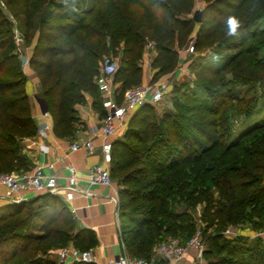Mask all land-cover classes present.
Masks as SVG:
<instances>
[{
    "label": "trees",
    "instance_id": "trees-1",
    "mask_svg": "<svg viewBox=\"0 0 264 264\" xmlns=\"http://www.w3.org/2000/svg\"><path fill=\"white\" fill-rule=\"evenodd\" d=\"M1 1L22 21L25 45L32 48L28 63L58 137L73 138L83 125L76 105L85 93L105 115L97 84L104 57L120 59L113 82L121 91L141 83L150 32L154 83L175 69L177 49L196 31L194 49L210 46L213 55L189 67L211 72L213 86L183 83L182 92L174 86L177 111L159 114L147 103L112 142L110 173L120 184L119 214L131 221L120 229L124 253L150 259L167 238L186 241L197 227L193 211L201 206L205 264H264L260 236L223 233L229 227L259 232L264 226V120L233 134L223 109L236 102V110L246 115L255 110L256 97L239 99V85L260 80L264 96V0H204L200 23L178 16L182 6L191 11V0H124L128 9L136 8L135 15L122 0H90L95 6L84 9L74 0ZM229 17L239 21L234 36L228 35ZM17 48L11 22L0 9V173L34 167L22 141L36 135L37 124ZM70 242L81 251L98 244L93 230L77 228L60 196L45 192L0 205V264H56L52 254Z\"/></svg>",
    "mask_w": 264,
    "mask_h": 264
},
{
    "label": "built area",
    "instance_id": "built-area-1",
    "mask_svg": "<svg viewBox=\"0 0 264 264\" xmlns=\"http://www.w3.org/2000/svg\"><path fill=\"white\" fill-rule=\"evenodd\" d=\"M14 39L16 44L22 42L19 41L17 34ZM152 48H155L154 43H145L144 50L146 52ZM184 49L187 53L194 54V41L190 40ZM179 50L177 49V51ZM23 62L27 63L28 59H24ZM112 85L113 77L111 74L108 82L102 87L104 93L112 94V96L107 101L105 115L101 119L99 129L101 161L90 165L86 172L88 184L105 187H113L114 184L110 173L114 138L123 133L128 118L134 111L147 103L156 106L162 102L164 96V89L154 83H139L118 92L117 95L113 92ZM42 117L44 121L37 126L36 135L32 139L40 153L48 154L50 151L48 138L52 133V124L48 120L50 118L48 111L42 112ZM92 133L95 134V131L92 130ZM68 150L69 152L83 151L85 154H92L95 150L93 137L82 141H72ZM47 167L52 169L54 164L49 163ZM66 170L65 183H59V175L55 172H46L45 167L41 165H36L28 171L0 173V187L4 189V197L8 203H18L27 199L28 197H25L27 193L37 195L45 192L60 197L62 194L63 201L69 203L73 199L75 191L79 189V178L74 164H66ZM69 209L72 213L75 211L74 208ZM223 233L228 237L238 235L229 228ZM263 235L264 227L255 233V236L262 237ZM205 249L206 238L203 234V225L200 222L195 232L186 241L182 242L178 238L169 237L159 243L154 249V256L150 259L133 257L123 252V256L99 264H154L156 258L160 260L158 264H205ZM69 261L97 264L90 250L81 251L73 245H67L57 251L56 264H67Z\"/></svg>",
    "mask_w": 264,
    "mask_h": 264
},
{
    "label": "crops",
    "instance_id": "crops-1",
    "mask_svg": "<svg viewBox=\"0 0 264 264\" xmlns=\"http://www.w3.org/2000/svg\"><path fill=\"white\" fill-rule=\"evenodd\" d=\"M23 42H20L18 47L22 49L20 53L24 56V59H28L31 54L30 47L23 46ZM178 61L175 69L168 74L162 75L159 79L154 82L157 86L170 88L173 85V81L179 80L183 77L185 72L189 69V63L192 55L187 53L184 47L179 48ZM21 56V55H20ZM156 56L155 48L146 52L143 49V62L142 68V79L141 83H150L151 77L154 70L151 68L152 61ZM120 59L110 57L100 62V76L97 79L99 87V94L103 109L106 110L107 101L112 96L103 92V85L108 82L109 76L112 77L119 67ZM23 73L26 77L25 91L29 97L31 105L32 116L37 124H41L44 121L42 117V111L38 103V99L42 98L41 86L39 78L36 72L29 66V63L22 61ZM114 93L121 91V84L113 82L111 86ZM93 96L89 93H85V100L82 104L76 105L78 116L81 119L83 125L77 126L75 136L73 138L58 137L51 133L48 138V144L50 151L48 154L40 153L33 142L32 138H26L22 141L23 146L28 150L29 155L32 158L34 166L41 165L45 167V171L55 172L59 175V183H65V176L67 174L66 164L72 163L77 168L78 176V187L75 191L73 199L66 203L69 208H74L75 223L77 228H89L93 230L97 238L98 244L95 248L91 249L92 256L96 259V263H103L107 260L115 259L124 252L123 244L120 238V217L118 211V194L117 186L115 183L113 187H105L100 185H92L86 182L87 168L97 162L101 161V150L100 142L101 137L99 129L101 125L102 117L93 108ZM51 122V118L48 119ZM95 131V134L92 133ZM89 137H93L95 150L92 154H85L83 151L69 152L68 148L72 141H82ZM120 136L115 137L118 139ZM72 140V141H71ZM53 163L52 169L48 168L47 165ZM31 193L25 194V197H33ZM63 195L61 194V197ZM7 200L4 197V189L0 187V205L6 204ZM250 238L255 237L254 232L245 233ZM264 243V235L261 237ZM57 254L52 255L53 259H56ZM159 259L154 260V264L159 263ZM71 263L70 261L67 264Z\"/></svg>",
    "mask_w": 264,
    "mask_h": 264
},
{
    "label": "rangeland",
    "instance_id": "rangeland-1",
    "mask_svg": "<svg viewBox=\"0 0 264 264\" xmlns=\"http://www.w3.org/2000/svg\"><path fill=\"white\" fill-rule=\"evenodd\" d=\"M76 1L79 6L81 8H89L92 6H95V4L90 1V0H74ZM190 1V0H189ZM192 1V8L190 12H185L186 9L188 8V6H182L181 11L178 13L179 17H192L193 16V12L195 10H204V8L206 7L207 3L204 0H191ZM122 6L124 7V9L126 11H130L131 14H136L137 10L136 8L133 7H126L124 4V0H122ZM126 7V8H125ZM0 9L3 11V13L5 14L6 18L9 20V22H11V27H12V32H13V37L17 34L19 37V41L23 42V46L25 45V37H24V28L22 26V21L20 20L19 17H15L13 16V14L11 13V11L4 5L3 1L0 0ZM264 27V22L263 25ZM196 32V31H195ZM195 32L193 37L190 39L192 41L195 40ZM15 40V39H14ZM146 40L147 42H153V38L150 37V32L146 35ZM32 41V40H31ZM27 46V45H25ZM29 48V45H28ZM211 47L207 46L204 47L201 50H195L194 54L192 55L191 61L194 62H198L201 61V59H206V61H210L212 58V53H211ZM18 50H20L22 52V49L20 47H18ZM17 50V59L19 61H23V53L19 55V51ZM30 50H32V48L30 47ZM233 51H228L226 53H232ZM228 55V54H227ZM25 58V57H24ZM110 59V56L107 55L106 57L103 58V60L105 59ZM102 60V61H103ZM101 61V62H102ZM190 64V63H189ZM242 69V68H241ZM245 75L247 73V75H250V73L244 72ZM230 74L229 72H226L225 77H229ZM159 79V78H158ZM157 79V80H158ZM201 81V82H199ZM215 82L214 80V75L211 74V72L207 73L204 70H200V69H195L193 70L191 67H189V69L185 72V74L183 75V77L179 80H175L173 81V85H171L170 88H166V87H161L164 89V96H163V100L160 104L153 106V111H155L156 113H163L166 110H173V111H177L175 108V103L178 101L177 98H175L174 93H173V87L177 86L179 88V90L182 92L184 91V88L181 87V85L184 83L185 85H189V87H193L199 83L207 84L208 86H213V83ZM151 83V82H150ZM255 85H254V84ZM260 80L258 81H252L249 82L245 85H239L237 87V95L239 96V99H246V98H250L252 95H254L255 100H253V104L255 107V110L252 112L251 115H246L245 113L241 112V111H237L236 110V102H234L232 105H227L225 106L223 109L228 110V114H230V126H231V132L234 134L239 133L240 131L244 130L245 128H248L249 126H251L252 124L256 123V122H260L262 120H264V96H261V90H260ZM254 85V86H252ZM201 88V85H200ZM200 96L203 99L204 98V94L203 90L200 89ZM183 101V100H182ZM175 109V110H174ZM72 141V140H71ZM113 182L115 183V185L117 186V190L120 188V184L118 183V179L117 178H113ZM8 203V202H7ZM201 206H199L196 210L193 211V215L195 216L196 219V223H197V227L200 225L199 222V215L201 212ZM30 209V208H29ZM28 211V210H27ZM118 211H119V205H118ZM120 229L121 228H125L128 226H131V221L129 219L128 216H123L120 215ZM196 227V228H197ZM264 227V226H263ZM229 229L235 231L238 235L243 234L246 235L245 233L248 232H253L252 230L248 229V228H244V227H229ZM263 229V228H262ZM261 229V230H262ZM257 233V232H254ZM182 241V239H181ZM183 242V241H182ZM68 245H72V243L70 242ZM206 247H207V243H206ZM58 251V250H57ZM57 251H54V254H57ZM56 257V256H55Z\"/></svg>",
    "mask_w": 264,
    "mask_h": 264
},
{
    "label": "water",
    "instance_id": "water-1",
    "mask_svg": "<svg viewBox=\"0 0 264 264\" xmlns=\"http://www.w3.org/2000/svg\"><path fill=\"white\" fill-rule=\"evenodd\" d=\"M202 14H203V10H195L193 12V16L191 18L194 20V22L200 23V21L202 19ZM37 101H38V103L40 105L41 111L42 112L47 111V107H46L44 99L43 98H39ZM121 256H123V253L121 254Z\"/></svg>",
    "mask_w": 264,
    "mask_h": 264
},
{
    "label": "clouds",
    "instance_id": "clouds-1",
    "mask_svg": "<svg viewBox=\"0 0 264 264\" xmlns=\"http://www.w3.org/2000/svg\"><path fill=\"white\" fill-rule=\"evenodd\" d=\"M238 28H239V21L235 17H229L227 21L228 35L230 36L236 35Z\"/></svg>",
    "mask_w": 264,
    "mask_h": 264
}]
</instances>
